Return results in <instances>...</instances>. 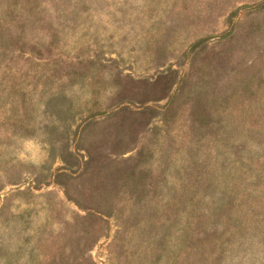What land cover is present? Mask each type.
<instances>
[{"label": "rangeland", "instance_id": "obj_1", "mask_svg": "<svg viewBox=\"0 0 264 264\" xmlns=\"http://www.w3.org/2000/svg\"><path fill=\"white\" fill-rule=\"evenodd\" d=\"M0 264H264V0H0Z\"/></svg>", "mask_w": 264, "mask_h": 264}]
</instances>
